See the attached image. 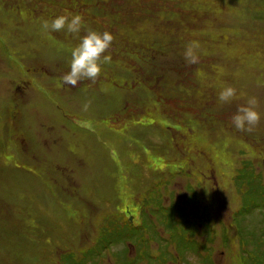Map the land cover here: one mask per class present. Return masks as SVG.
I'll return each instance as SVG.
<instances>
[{
	"label": "rangeland",
	"instance_id": "1",
	"mask_svg": "<svg viewBox=\"0 0 264 264\" xmlns=\"http://www.w3.org/2000/svg\"><path fill=\"white\" fill-rule=\"evenodd\" d=\"M68 12L114 36L94 82L61 80L79 37L42 25ZM263 243L264 0H0V264H256Z\"/></svg>",
	"mask_w": 264,
	"mask_h": 264
},
{
	"label": "clouds",
	"instance_id": "2",
	"mask_svg": "<svg viewBox=\"0 0 264 264\" xmlns=\"http://www.w3.org/2000/svg\"><path fill=\"white\" fill-rule=\"evenodd\" d=\"M46 31L59 32L66 30L67 33L79 37V43L71 49V59L68 71L61 77L63 83L76 85L79 81L87 79L95 81L102 71V61L110 60V56L104 55L111 47L114 36L110 31L98 32L87 29L84 35H80L83 25L82 15L68 12L56 16L50 22L44 21L42 25ZM199 46L198 41H192L186 48L185 56L190 63H197L198 57L195 49ZM237 94V90L231 86H226L219 92V99L222 102L232 101ZM258 101L255 97L249 98L245 105H241L236 114L231 117L233 126L243 130L246 126L258 123L261 114L256 110Z\"/></svg>",
	"mask_w": 264,
	"mask_h": 264
},
{
	"label": "trees",
	"instance_id": "3",
	"mask_svg": "<svg viewBox=\"0 0 264 264\" xmlns=\"http://www.w3.org/2000/svg\"><path fill=\"white\" fill-rule=\"evenodd\" d=\"M179 45V43H175V42H173V39H169L168 41H167V45H165V49L166 50H170L171 52H173V51H177V50H179L180 49V47L178 46ZM134 46H136V44H134L132 47H130L129 46V50H125L124 49V51L125 52H127L128 53V55L129 56H133V57H135L136 56V54H140V52H143V50H142V48L140 47V45L138 46V51L137 50H134L133 51V47ZM147 49H150L149 47L147 48ZM169 51V52H170ZM134 52H135V54H134ZM128 63V62H127ZM151 66H152V63H150L149 64V68H151ZM160 66H158V65H153L152 66V69L155 71L156 69H158ZM165 67V66H164ZM165 72H167V73H169V75L170 76H173L174 75V73H175V70H174V67H171V66H169V68H166L165 67ZM98 81H100V80H98ZM189 81V78L187 79V82ZM132 87H134V88H138L139 87V85L138 84H133L132 85ZM153 88V87H152ZM152 93V96H153V100H157V98H156V96H155V92L154 91H151ZM138 106V103L137 102H135V103H130L129 101H127L126 100V103H125V108H124V110H125V112H124V116L122 115V113L119 111V112H117V113H115L114 114V116L112 117V119L110 120V123H111V127L112 128H114V129H124V132H126V131H128V130H130L133 126L135 127V125L137 126V123H138V121H135V120H128L127 119V117H125V116H130L131 114V112L132 111H134V108L135 107H137ZM178 111H176V114H180V113H177ZM10 113H11V109H10ZM9 113V114H10ZM120 116V117H119ZM117 122V123H116ZM144 122V121H143ZM170 130H172V132H170V136H171V140H172V142H173V148L174 149H176V150H178L179 152L180 151H184V148L183 147H181V146H177V147H175V145H176V143H177V145H178V141L176 140L175 141V139H177V138H175L174 136H179V134H180V132L178 133V131L176 130V132H174V130H173V128H170ZM176 134V135H175ZM181 137V136H180ZM241 216H243V215H241ZM242 218V217H241ZM243 226V225H242ZM243 228H246V229H249L248 227H244L243 226ZM264 244V243H263ZM260 251V250H259ZM260 253H261V260L259 261V262H257L256 264H264V252H263V250L262 251H260Z\"/></svg>",
	"mask_w": 264,
	"mask_h": 264
},
{
	"label": "flooded vegetation",
	"instance_id": "4",
	"mask_svg": "<svg viewBox=\"0 0 264 264\" xmlns=\"http://www.w3.org/2000/svg\"><path fill=\"white\" fill-rule=\"evenodd\" d=\"M16 155H17L18 159H20V155H21V154L18 152V149H17V154H16ZM10 215H12L11 212H10ZM5 225H6V224H5Z\"/></svg>",
	"mask_w": 264,
	"mask_h": 264
},
{
	"label": "bare ground",
	"instance_id": "5",
	"mask_svg": "<svg viewBox=\"0 0 264 264\" xmlns=\"http://www.w3.org/2000/svg\"><path fill=\"white\" fill-rule=\"evenodd\" d=\"M184 126H186V124H184Z\"/></svg>",
	"mask_w": 264,
	"mask_h": 264
}]
</instances>
